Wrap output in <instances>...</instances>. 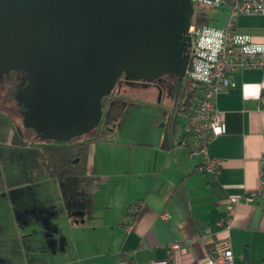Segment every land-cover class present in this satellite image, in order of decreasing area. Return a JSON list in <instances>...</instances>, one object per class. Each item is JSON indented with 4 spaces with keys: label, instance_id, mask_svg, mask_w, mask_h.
Listing matches in <instances>:
<instances>
[{
    "label": "crops",
    "instance_id": "0c3cea01",
    "mask_svg": "<svg viewBox=\"0 0 264 264\" xmlns=\"http://www.w3.org/2000/svg\"><path fill=\"white\" fill-rule=\"evenodd\" d=\"M220 8L216 14H208L209 24L225 26L228 8ZM235 31L264 43V14L238 16ZM263 79L261 69L238 70L233 74L234 85L216 94L223 129L207 149L221 161L216 176L199 169L202 158L190 155L196 140L180 124L174 145L161 146L168 117L174 114L177 118L173 100L169 104L173 111L146 117L138 125L128 123L123 140L102 136L93 142L88 172L79 184L87 196V209L65 210L66 220L76 226L77 234L73 251L69 245L59 249L65 257L59 264H149L160 259L196 264L209 255L212 241L225 235L230 239L233 264H264V199L245 196L259 183V155L264 149ZM125 102L117 95L104 102L102 118L110 133L121 131L120 126L109 125L117 120L114 115H119ZM163 117L165 122L159 126ZM46 178L28 179L37 205L32 218L45 230L56 228L53 221L59 215L46 204L44 183L52 177ZM230 194L242 198L224 232L218 220L225 214ZM128 210L132 212L127 215ZM55 239L50 236L48 242Z\"/></svg>",
    "mask_w": 264,
    "mask_h": 264
},
{
    "label": "water",
    "instance_id": "95a60500",
    "mask_svg": "<svg viewBox=\"0 0 264 264\" xmlns=\"http://www.w3.org/2000/svg\"><path fill=\"white\" fill-rule=\"evenodd\" d=\"M193 11L191 0H0V73H25V127L69 141L99 125L121 76L183 78Z\"/></svg>",
    "mask_w": 264,
    "mask_h": 264
},
{
    "label": "rangeland",
    "instance_id": "374dc122",
    "mask_svg": "<svg viewBox=\"0 0 264 264\" xmlns=\"http://www.w3.org/2000/svg\"><path fill=\"white\" fill-rule=\"evenodd\" d=\"M220 10V6L211 4L202 3L196 7L197 12L202 11L210 15ZM172 81V75H163L152 81H135L122 76L113 88L112 95L123 98L126 101L125 107L120 110L119 115H114L117 120L109 125V128L120 126L121 131L119 134L110 133V130L105 127L106 121L102 118L99 137L123 140L128 123L134 122L138 125L145 121L146 117L158 113L164 114V111H173L172 105L169 106L172 100ZM188 84L191 86L190 82ZM158 100L161 102L158 103ZM18 106L19 102L14 93L7 96L0 95V264H59L62 258L65 259L59 251L62 245L66 247L69 245L73 251L74 237L77 234L76 226H71V223L66 220L60 183L56 177L44 183L46 198L49 199L46 204L49 203L52 209L59 213L53 221L56 223V228L45 230L38 225L36 219L32 218L37 205L34 199V186L29 184L28 179L31 176L32 181H37L49 176L39 146L45 140L39 138L33 129L25 127ZM164 119V117L160 119L159 126ZM177 121L182 128L184 115L181 112L177 113ZM13 134H17L27 144H12ZM83 138V135L79 136V139ZM93 144L90 146L91 152ZM96 144L102 145L100 142ZM21 167L30 168V170H21ZM3 190H5L4 194ZM50 236L56 238L54 242H48ZM70 257L68 253V258Z\"/></svg>",
    "mask_w": 264,
    "mask_h": 264
},
{
    "label": "built area",
    "instance_id": "2783aa9c",
    "mask_svg": "<svg viewBox=\"0 0 264 264\" xmlns=\"http://www.w3.org/2000/svg\"><path fill=\"white\" fill-rule=\"evenodd\" d=\"M194 11L188 28L190 44L185 78L195 81L198 95L183 123V131L192 135L196 146L192 157L202 158L199 169L216 176L221 161L208 154L209 143L222 132L223 115L215 105L218 91L234 85V72L242 69H261L264 73V43L235 31L237 17L242 14H264V0H191ZM226 6L228 17L224 27L198 23L195 15L199 4ZM264 89V79L261 82ZM247 199L258 196L264 199V149L259 155V183L256 189L245 195ZM242 198L230 194L225 214L218 225L227 232L232 224L236 204ZM165 217L167 214H164ZM175 244L172 245L174 247ZM149 264H173L170 259L153 260ZM196 264H233L230 239L227 235L214 239L209 255Z\"/></svg>",
    "mask_w": 264,
    "mask_h": 264
},
{
    "label": "trees",
    "instance_id": "16d2710c",
    "mask_svg": "<svg viewBox=\"0 0 264 264\" xmlns=\"http://www.w3.org/2000/svg\"><path fill=\"white\" fill-rule=\"evenodd\" d=\"M195 18L201 24H207L210 20L208 13L202 11L197 12ZM188 82L191 83V86H189ZM111 95L112 92L102 98V106ZM197 95L198 85L195 81L187 79L185 76L181 79L176 77L175 83L171 88L173 109L176 114L181 112L186 118ZM178 124L176 115L173 114L168 117L161 146L170 148L174 145ZM101 128L102 123L100 121L95 129L83 135V139H79V136H77L69 141L45 140L39 145L48 175L58 178L60 182L62 202L68 213L82 212L87 209V196L80 189L79 184L81 178L88 172L90 146L93 142L99 140ZM11 141L15 145L27 144L17 134H13ZM131 212L132 210H128L127 215Z\"/></svg>",
    "mask_w": 264,
    "mask_h": 264
},
{
    "label": "flooded vegetation",
    "instance_id": "af4514ba",
    "mask_svg": "<svg viewBox=\"0 0 264 264\" xmlns=\"http://www.w3.org/2000/svg\"><path fill=\"white\" fill-rule=\"evenodd\" d=\"M173 76V75H172ZM25 73L18 70H10L9 72L0 73V95H14L17 97L19 89L24 84ZM176 77L173 76L171 88L175 83ZM18 110H22V106L19 104Z\"/></svg>",
    "mask_w": 264,
    "mask_h": 264
}]
</instances>
